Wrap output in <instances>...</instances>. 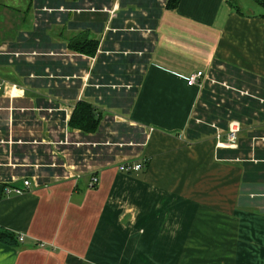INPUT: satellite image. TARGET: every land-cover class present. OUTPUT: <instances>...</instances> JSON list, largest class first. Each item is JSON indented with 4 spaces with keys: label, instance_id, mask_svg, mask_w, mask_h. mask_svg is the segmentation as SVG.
<instances>
[{
    "label": "crops",
    "instance_id": "crops-1",
    "mask_svg": "<svg viewBox=\"0 0 264 264\" xmlns=\"http://www.w3.org/2000/svg\"><path fill=\"white\" fill-rule=\"evenodd\" d=\"M170 1L0 0V264H264V0Z\"/></svg>",
    "mask_w": 264,
    "mask_h": 264
},
{
    "label": "built area",
    "instance_id": "built-area-1",
    "mask_svg": "<svg viewBox=\"0 0 264 264\" xmlns=\"http://www.w3.org/2000/svg\"><path fill=\"white\" fill-rule=\"evenodd\" d=\"M204 76L202 71H198L197 73L191 74L188 77L189 85H196L200 82L201 78ZM4 89V85H0V90ZM242 130V125L239 122H233L230 124V127L222 132H217L216 138L223 142L235 143L238 140V134ZM146 160L143 161H122L119 163L118 168L120 171L125 173H134L138 172L146 167ZM79 176V175H78ZM99 183V177L97 175H92L90 180V187H95ZM32 182L29 179L23 180L22 186H7L5 188V193H22L27 190H31ZM17 239L19 243L24 242L25 236L23 234H18ZM44 244L41 243V246Z\"/></svg>",
    "mask_w": 264,
    "mask_h": 264
},
{
    "label": "trees",
    "instance_id": "trees-1",
    "mask_svg": "<svg viewBox=\"0 0 264 264\" xmlns=\"http://www.w3.org/2000/svg\"><path fill=\"white\" fill-rule=\"evenodd\" d=\"M178 0H171L170 7H174L177 4ZM231 3H235V0H230ZM97 111L94 107L90 104L79 102L76 111L71 119V123L76 125L74 127H81L87 131H94L96 129V125L98 124V118L101 116L100 113L96 114ZM80 121H82L86 126H77L79 125ZM16 232L13 230L0 225V241L11 245L16 246L19 245V241L17 239Z\"/></svg>",
    "mask_w": 264,
    "mask_h": 264
},
{
    "label": "rangeland",
    "instance_id": "rangeland-1",
    "mask_svg": "<svg viewBox=\"0 0 264 264\" xmlns=\"http://www.w3.org/2000/svg\"><path fill=\"white\" fill-rule=\"evenodd\" d=\"M7 16V15H6ZM245 77H244V79H246L248 82H252V83H255L253 86H251V84H247V83H245V85L249 88V90H250V92L251 93H255L256 95L258 94V95H264V80H260V79H258V78H253L252 76H248L247 74L246 75H244ZM212 90H218L217 88H216V86L215 85H213V87H212ZM221 92V91H220ZM236 92V91H235ZM234 97H235V95H233ZM255 107H257V105L255 106ZM249 110H250V108H249ZM261 111H263L264 112V106H262L261 105V109H260V111H259V113L261 112ZM258 113V114H259ZM258 114H256V116L258 115ZM244 115H248V114H244ZM249 115H251V112H250V114ZM260 115H263V113H261ZM240 117H242V116H240ZM244 119H247V118H244ZM245 121H248V119L247 120H245ZM246 128L244 127V129H242L240 132H239V134H238V138L240 139L241 137H243V136H247V134H246V132H244V130H245Z\"/></svg>",
    "mask_w": 264,
    "mask_h": 264
}]
</instances>
